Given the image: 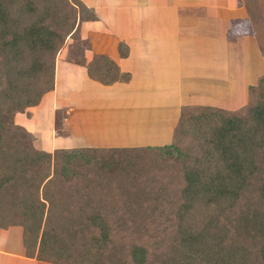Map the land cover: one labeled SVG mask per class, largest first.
<instances>
[{
    "label": "trees",
    "instance_id": "obj_1",
    "mask_svg": "<svg viewBox=\"0 0 264 264\" xmlns=\"http://www.w3.org/2000/svg\"><path fill=\"white\" fill-rule=\"evenodd\" d=\"M95 19L81 0H0V229L21 227L23 255L51 264H264V71L236 109L181 105L163 145L50 153L13 121L53 90L68 38L90 79L128 80L103 54L85 62L80 23Z\"/></svg>",
    "mask_w": 264,
    "mask_h": 264
},
{
    "label": "crops",
    "instance_id": "obj_2",
    "mask_svg": "<svg viewBox=\"0 0 264 264\" xmlns=\"http://www.w3.org/2000/svg\"><path fill=\"white\" fill-rule=\"evenodd\" d=\"M83 2L94 10L97 17L95 20L80 23L82 38H86L90 43L89 49L84 51L85 62H88L93 54H103L129 76L125 82L116 81L110 85H103L90 79L84 66L62 61L60 58L55 61L52 94L56 92L59 84V71L61 81L74 80L75 75L77 78L76 90L69 88L60 97L61 103L72 101L74 105L66 106L69 111L63 119V129H66L67 122L74 113L78 119L75 129L67 128L69 135L59 136L64 140L70 139V145L73 143L86 147L95 146L94 143L108 144L111 147L136 145L137 142L132 141L133 138L150 139L143 144L155 143L153 142L155 139H161L163 142L156 144L163 145L170 140L181 105H210L233 109L246 102L247 85L250 83L247 79L243 83L240 95L227 94V83L229 86V82L232 83L234 80L231 73L227 78L228 63L230 58H233L230 56L231 53L234 52L236 58L239 54H242V57L245 55L250 57L256 47L252 38L255 30L252 29V22H248L249 12L246 5L245 12L243 11L242 2L240 4L237 0H83ZM241 8L243 9L240 10ZM243 21L247 29L250 28L247 34L241 30ZM90 24L95 25L90 27ZM229 25L237 32L233 41L227 36ZM82 26H87V36L82 33ZM119 41L127 46L125 57L118 54ZM235 44L240 47L239 53ZM242 48L244 53L241 51ZM245 49L248 50L247 54ZM196 70L201 73L194 74ZM210 70L211 74L208 73ZM48 93L44 94L41 100L48 96ZM73 94L75 99H71ZM228 97L230 100L232 97L233 100L226 103ZM53 101L48 102L51 113L53 108L63 107L59 106L57 98L53 97ZM38 106L39 104L35 107ZM41 113L42 111L39 112ZM45 113L46 109L43 110V114ZM96 113L100 114L103 120V123L98 122L99 125H96L98 120ZM89 121L94 125V132L97 134L95 137H87L91 135L87 129ZM74 130L80 140L75 137L72 142L71 134L75 132ZM101 134L103 136H98ZM13 227L17 226L0 229V264H51L25 257L23 245L16 252L10 250L8 246L5 248Z\"/></svg>",
    "mask_w": 264,
    "mask_h": 264
},
{
    "label": "rangeland",
    "instance_id": "obj_3",
    "mask_svg": "<svg viewBox=\"0 0 264 264\" xmlns=\"http://www.w3.org/2000/svg\"><path fill=\"white\" fill-rule=\"evenodd\" d=\"M81 1L83 2V0H81ZM241 2H242V5L244 4L243 5L244 10L243 11L245 12V5H246V9L250 13V14L247 13L248 16L250 17L248 22H252V29L255 30L252 38L254 39V46H256V47L252 50L250 57H246V55L242 57V54H239V56L236 58L234 56L235 53L234 52L231 53L230 56L233 58H230L231 60L229 61L228 67H227V78H228V74L230 76V73H231V75L233 77L232 80L234 79L232 81V83L229 82V80H228L229 86L227 83V90H228L227 94L230 96L231 95L238 96L241 94V89L243 87V83L245 82V79H247L250 82L249 84L247 83L248 84L247 87L249 85H254L256 78L259 75H261L264 71V64H263V58H264V0H255V1L253 0V2L250 0H248V1L247 0H237V3L240 4ZM84 5L86 7L91 8L90 6H88L85 3H84ZM242 9L243 8H241L240 10H242ZM244 21H245V19H244ZM244 21L242 22L243 23L242 28H241V25H240V28H241V30H244V32H246V34H247L249 32L250 28L247 29V25L244 24ZM94 25L95 24H90V27H93ZM230 25H229V28L231 29L230 33H232L233 27H230ZM82 27H83L82 33H84L87 36V34H86V31H87L86 27L87 26H82ZM227 31H228V27H227ZM80 32L81 31L79 29V36L82 38V35ZM235 36H237V35H235ZM72 44H73L72 39L68 38L64 42V44L62 45L60 50L58 51L56 58H55V61L59 58L62 61H64V60L67 61L65 59L66 53L68 51L69 46ZM235 48L238 50V53H239V50H240L239 45L235 44ZM241 51H242V53H244L243 48L241 49ZM245 52L247 54L248 50L245 49ZM241 58H243V61H241ZM199 66H201V65H199ZM202 66H204V65H202ZM197 73H201V71L196 70L194 72V74H197ZM208 73L211 74V70L208 71ZM75 76H74V80H70L68 82L61 81L60 80L61 74L59 71V77H58V79H59L58 83L59 84L57 85L56 92H54L53 94H52V91L49 92L48 96H45L41 100L38 108L33 106V107L25 108V110L23 112H18V113L14 114L13 121L16 124L22 126L28 132H30V134L32 136V142L31 143L35 149L44 150V151L51 153L53 150L60 149V148L61 149L66 148L67 149V148H74V147H86L83 145L76 146V144H74V143L72 145H70L71 144L70 139L64 140L62 137H59V135H56L55 130L53 129V112H54V109H57V107L53 108L52 113H51L49 111L50 106L48 105L49 104L48 102L50 100L52 102H54L53 97L55 99L57 98L59 100V102H58L59 106H63L61 108L64 109V114L67 115V112L69 110L67 109L66 106H71V107L74 106L73 102L72 101H64V103H61L60 97H62L65 94V91L68 90L69 88L76 90L77 78H75ZM75 94H76V92H75ZM71 99H75L74 94H73V96H71ZM222 99L224 100V98H221V100ZM232 100H233L232 97H231V100H230V97H228L225 100V102L228 103V101H232ZM236 101L237 100H234V102H236ZM234 102H232V103H234ZM41 108L43 110L46 109L47 113L43 114V110ZM224 109H226V108H224ZM233 109H236V108H233ZM229 110H232V109H229ZM40 111H42L41 114H39ZM100 116H101L100 114H97L98 120L96 121V125H99L98 122L103 123V120H101ZM67 124H68V126L66 125V129H64V130H66L68 132V135H69V130L67 128L75 129L76 124H78V119H77L75 113L72 115V117L70 118L69 122H67ZM87 129L89 130V135L91 134L90 136H87L88 138H90L92 136L93 137L97 136V134H95V132H94L95 131L94 125H92V123L90 121H89ZM84 131H86V129H84ZM71 135H73L72 142L74 141L75 137L78 140H80L76 131L74 133H72ZM98 136H103V135L101 134ZM63 137H66V136H63ZM83 137H84V139H86L85 136H83ZM133 139H132V141L137 142V144L136 145H127V146H145V145L156 146V145H162V144H156V142H158V143L163 142L161 139H155L153 141L155 143L151 142L150 144H143L144 142H149L150 139H148V138H147L148 140H146L145 138L144 139L135 138L134 140ZM166 141H167V139H166ZM167 143H169V142L167 141ZM167 143H164V144H167ZM94 145L95 146H92V147H111L108 144L100 145V144L94 143ZM45 149H47V150H45ZM13 226H16V225H13ZM9 227H11V226H9ZM9 227H6L5 229H7ZM18 227L19 226L12 228L11 232H9L10 234H9L8 241L5 244V248H6V246H8V248L10 250H13L14 252L18 251L20 249V247L22 246L21 234H20L21 227H19V228Z\"/></svg>",
    "mask_w": 264,
    "mask_h": 264
}]
</instances>
